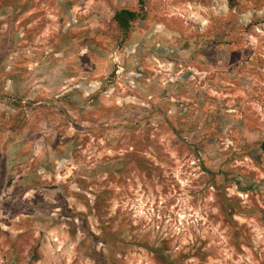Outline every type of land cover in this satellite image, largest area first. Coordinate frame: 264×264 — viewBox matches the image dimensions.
<instances>
[{
	"label": "rangeland",
	"instance_id": "rangeland-1",
	"mask_svg": "<svg viewBox=\"0 0 264 264\" xmlns=\"http://www.w3.org/2000/svg\"><path fill=\"white\" fill-rule=\"evenodd\" d=\"M263 140L264 0H0V264H264Z\"/></svg>",
	"mask_w": 264,
	"mask_h": 264
},
{
	"label": "trees",
	"instance_id": "trees-1",
	"mask_svg": "<svg viewBox=\"0 0 264 264\" xmlns=\"http://www.w3.org/2000/svg\"><path fill=\"white\" fill-rule=\"evenodd\" d=\"M139 16L140 15L136 11L129 10L127 8H119L114 11L112 19L123 34H126L130 27V23L139 18ZM261 147L264 148V140L261 143Z\"/></svg>",
	"mask_w": 264,
	"mask_h": 264
},
{
	"label": "flooded vegetation",
	"instance_id": "flooded-vegetation-1",
	"mask_svg": "<svg viewBox=\"0 0 264 264\" xmlns=\"http://www.w3.org/2000/svg\"><path fill=\"white\" fill-rule=\"evenodd\" d=\"M34 251H32V253H33Z\"/></svg>",
	"mask_w": 264,
	"mask_h": 264
}]
</instances>
